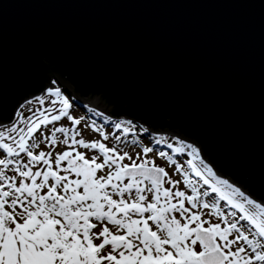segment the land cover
Segmentation results:
<instances>
[{"label": "snow or ice", "instance_id": "obj_1", "mask_svg": "<svg viewBox=\"0 0 264 264\" xmlns=\"http://www.w3.org/2000/svg\"><path fill=\"white\" fill-rule=\"evenodd\" d=\"M72 109L48 87L0 122V264H264V201L196 145Z\"/></svg>", "mask_w": 264, "mask_h": 264}, {"label": "water", "instance_id": "obj_2", "mask_svg": "<svg viewBox=\"0 0 264 264\" xmlns=\"http://www.w3.org/2000/svg\"><path fill=\"white\" fill-rule=\"evenodd\" d=\"M46 66L127 107L113 116L184 129L264 201V0H0V122L44 90Z\"/></svg>", "mask_w": 264, "mask_h": 264}, {"label": "rangeland", "instance_id": "obj_3", "mask_svg": "<svg viewBox=\"0 0 264 264\" xmlns=\"http://www.w3.org/2000/svg\"><path fill=\"white\" fill-rule=\"evenodd\" d=\"M47 74H48V80H47L46 83H45V88H44V89H46V88H48V87H56V86H59V87L61 88L62 92H63L67 97H69L70 100H75V101H77L76 99H73V98H72L71 90L66 86V83L69 84L66 80H64L62 77H60L57 73H55V72H53V71H48ZM52 81H55L56 84H53ZM69 85H70V87H72V90H73L74 93H78V91L75 89V87H73L71 84H69ZM65 91L68 92V93L70 94V96L67 95V94L65 93ZM40 93H41V92H39L38 94H40ZM38 94H35V95H38ZM35 95H33V96H35ZM79 95H80V97H88V98H92V97H95V96H100V97L102 98V100H103V103H104L105 107H106V110H105L104 112H102V111H100V110H97V109L94 108V107H88V106L84 105V104H83L82 102H80V101H77V102H78L77 105H75V104L73 103V109H72V111L74 112V114L77 115V116H85L86 118H89V122H91V120H96L97 124H101V123L103 122V117H102V116H99V117H98V116H94V115L92 114V112L89 111V109H91V110H93V111H95V112H100V113H102L103 116H107L110 120H130V121H132V122L137 126L136 131H137L138 137H139V138L141 139V141H142L144 144H146V145H150L151 137H152V136L165 135V136H167V137H169V138L177 137V136H175V135H176L175 132L166 133L165 131H158V130H154V129H152V130L149 129V132H148V133H142V132H140V129H142V128H147V127L144 126L142 123H137L135 120H133V119H131V118H129V117H126V116H113V115H112L111 108H110V105H109V103L106 101V99H107L106 96H107V95L104 94V93H95V92H92V93H89L87 96H83L82 94H79ZM33 96H28V97L25 98L24 100L29 99V98H31V97H33ZM24 100H21V101L18 103L17 107H18V106L20 105V103H22ZM72 102H73V101H72ZM17 107H16V109H17ZM16 109H15V110H16ZM15 110H14V112H15ZM14 112H13V113H14ZM13 113H12V115H13ZM12 115H11V117H12ZM11 117H10V119H11ZM10 119H8V121H9ZM8 121H6V122H8ZM3 122H5V121H3ZM147 129H148V128H147ZM93 135H97V134H93ZM128 138L131 139V138H132L131 135H130ZM186 142H188V141H186ZM190 143H191V142H190ZM192 143H193V142H192ZM193 144L195 145V143H193ZM155 147H163V146L160 145V146H155ZM164 150H165V151H170V150H168V149H166V148H164ZM158 163L163 164V161H159V160H158Z\"/></svg>", "mask_w": 264, "mask_h": 264}, {"label": "trees", "instance_id": "obj_4", "mask_svg": "<svg viewBox=\"0 0 264 264\" xmlns=\"http://www.w3.org/2000/svg\"><path fill=\"white\" fill-rule=\"evenodd\" d=\"M48 71H52V68H50V67H48V66H46V72L48 73ZM47 76H48V74H47ZM46 81L47 80H45V83H46ZM44 83V84H45ZM38 92V91H37ZM28 96H30V95H27L26 97H28ZM26 97H24V96H22L21 98L22 99H25ZM106 98H107V96H106ZM106 101L109 103V105H110V108H111V111H112V114H114L116 111H118V110H126L127 109V107H125V106H123L121 103H118V102H116V101H108L107 99H106ZM118 116H126V117H129V118H131V119H136V120H139L141 123H143L142 122V120L139 118V117H137L136 115H134V114H132L131 112L130 113H125V114H120V115H118ZM10 119V118H9ZM3 121H8V119H6V120H3ZM167 121L168 122H170L171 121V118H167ZM152 129H154V130H162V131H164L165 129H163V128H156V127H154V126H152ZM169 131H171V132H179V133H183L185 136H186V134H185V132H184V129H182V128H179L177 125H171L170 127H169ZM245 188H247V190H248V192H250V193H253L252 192V190H253V188L250 186V185H246L245 184Z\"/></svg>", "mask_w": 264, "mask_h": 264}, {"label": "bare ground", "instance_id": "obj_5", "mask_svg": "<svg viewBox=\"0 0 264 264\" xmlns=\"http://www.w3.org/2000/svg\"><path fill=\"white\" fill-rule=\"evenodd\" d=\"M66 86L71 90L72 93V98L76 99L80 102H82L84 105L88 106V107H94L97 110H100L102 112H104L106 110V107L103 103V100L100 96H95L92 98H88V97H80V95L78 93H74L72 90V87H70L69 84L66 83ZM230 181V180H229ZM232 182V181H230ZM233 183V182H232ZM235 184V183H234ZM236 185V184H235ZM237 186V185H236Z\"/></svg>", "mask_w": 264, "mask_h": 264}]
</instances>
